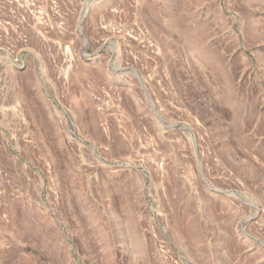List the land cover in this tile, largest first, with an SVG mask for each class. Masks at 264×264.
Here are the masks:
<instances>
[{
  "label": "rangeland",
  "instance_id": "1",
  "mask_svg": "<svg viewBox=\"0 0 264 264\" xmlns=\"http://www.w3.org/2000/svg\"><path fill=\"white\" fill-rule=\"evenodd\" d=\"M0 264H264V0H0Z\"/></svg>",
  "mask_w": 264,
  "mask_h": 264
},
{
  "label": "bare ground",
  "instance_id": "2",
  "mask_svg": "<svg viewBox=\"0 0 264 264\" xmlns=\"http://www.w3.org/2000/svg\"><path fill=\"white\" fill-rule=\"evenodd\" d=\"M84 46H85V43H82V47L84 48ZM81 51V50H80ZM84 51V50H83ZM82 53V52H81Z\"/></svg>",
  "mask_w": 264,
  "mask_h": 264
}]
</instances>
